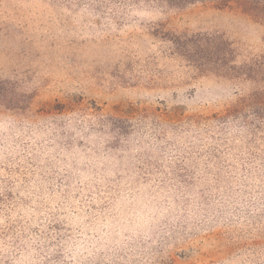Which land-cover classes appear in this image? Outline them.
<instances>
[{
	"label": "rangeland",
	"instance_id": "rangeland-1",
	"mask_svg": "<svg viewBox=\"0 0 264 264\" xmlns=\"http://www.w3.org/2000/svg\"><path fill=\"white\" fill-rule=\"evenodd\" d=\"M169 34L233 56L200 68ZM0 264H264V19L0 0Z\"/></svg>",
	"mask_w": 264,
	"mask_h": 264
},
{
	"label": "trees",
	"instance_id": "trees-1",
	"mask_svg": "<svg viewBox=\"0 0 264 264\" xmlns=\"http://www.w3.org/2000/svg\"><path fill=\"white\" fill-rule=\"evenodd\" d=\"M173 3H187L195 0H168ZM217 2L219 6H231L236 2L244 8L252 9L259 17L264 19V0H203ZM176 48L198 67L203 68L207 64L223 66L233 56L231 44L225 38L218 35L195 34L182 36L169 34ZM232 67V66H231ZM234 68H236L234 66Z\"/></svg>",
	"mask_w": 264,
	"mask_h": 264
}]
</instances>
